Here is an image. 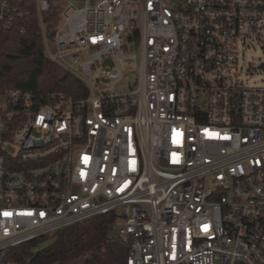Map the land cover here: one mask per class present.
I'll return each instance as SVG.
<instances>
[{
    "label": "built area",
    "instance_id": "2783aa9c",
    "mask_svg": "<svg viewBox=\"0 0 264 264\" xmlns=\"http://www.w3.org/2000/svg\"><path fill=\"white\" fill-rule=\"evenodd\" d=\"M31 9L86 95L0 93V264L109 212L125 264H264V86L236 67L240 45L264 43V0H0V24ZM135 43L136 88H97Z\"/></svg>",
    "mask_w": 264,
    "mask_h": 264
},
{
    "label": "trees",
    "instance_id": "16d2710c",
    "mask_svg": "<svg viewBox=\"0 0 264 264\" xmlns=\"http://www.w3.org/2000/svg\"><path fill=\"white\" fill-rule=\"evenodd\" d=\"M54 12L50 8L42 15L49 34L56 21ZM20 26H24L23 32L19 31ZM62 75H65L64 79H61ZM6 89L31 90L38 96L60 93L72 99L86 95V88L80 80L45 55L34 9L29 16L15 19L11 26L0 24V93ZM114 221V213L109 212L68 225L52 235L53 241L36 251L34 249L45 242L48 235L22 242L4 254L3 263L125 264L129 242L112 234Z\"/></svg>",
    "mask_w": 264,
    "mask_h": 264
},
{
    "label": "rangeland",
    "instance_id": "374dc122",
    "mask_svg": "<svg viewBox=\"0 0 264 264\" xmlns=\"http://www.w3.org/2000/svg\"><path fill=\"white\" fill-rule=\"evenodd\" d=\"M264 62V43L263 42H247L238 48V57L236 67L239 77L243 82L252 86H264V69L259 64ZM140 65V46L138 43L129 44L125 49L123 57L120 59L121 77L118 80H103L96 71L93 76L94 84L99 89L108 90L112 88L114 93H125L136 88V81L139 74ZM117 66L115 59H104L100 63V67H108L114 69ZM98 79V80H97ZM114 229V225L112 227ZM112 229V234L114 233ZM52 234V233H51ZM49 235L47 240L37 246L34 251L44 247L51 241L53 236ZM115 234V233H114ZM113 234V235H114ZM4 264H15L13 262H5Z\"/></svg>",
    "mask_w": 264,
    "mask_h": 264
},
{
    "label": "water",
    "instance_id": "95a60500",
    "mask_svg": "<svg viewBox=\"0 0 264 264\" xmlns=\"http://www.w3.org/2000/svg\"><path fill=\"white\" fill-rule=\"evenodd\" d=\"M259 67L262 68V69H264V62H261V63L259 64ZM64 77H65V75H62V76H61V79H64ZM63 241H64V243L66 244L67 249L69 250V249H70V246H69V244H68L67 239H66L65 236H63Z\"/></svg>",
    "mask_w": 264,
    "mask_h": 264
},
{
    "label": "snow or ice",
    "instance_id": "6c2138e0",
    "mask_svg": "<svg viewBox=\"0 0 264 264\" xmlns=\"http://www.w3.org/2000/svg\"><path fill=\"white\" fill-rule=\"evenodd\" d=\"M5 215H9L8 213H5Z\"/></svg>",
    "mask_w": 264,
    "mask_h": 264
}]
</instances>
